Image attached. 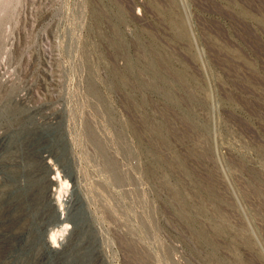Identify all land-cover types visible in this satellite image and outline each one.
I'll use <instances>...</instances> for the list:
<instances>
[{
  "label": "rangeland",
  "instance_id": "1",
  "mask_svg": "<svg viewBox=\"0 0 264 264\" xmlns=\"http://www.w3.org/2000/svg\"><path fill=\"white\" fill-rule=\"evenodd\" d=\"M0 152V264H264V0H0Z\"/></svg>",
  "mask_w": 264,
  "mask_h": 264
},
{
  "label": "bare ground",
  "instance_id": "2",
  "mask_svg": "<svg viewBox=\"0 0 264 264\" xmlns=\"http://www.w3.org/2000/svg\"><path fill=\"white\" fill-rule=\"evenodd\" d=\"M1 154H3L2 152H0V157L1 156H3V155H1ZM12 153H10V154H8L7 156L5 155V156H3V157H6V159L10 162L9 164L8 163H6V164H8L10 167H14V164L13 163H11L12 161H13V157H12V155H11ZM16 156V155H15ZM2 157V158H3ZM5 159V158H4ZM16 160V159H15ZM7 162V161H6ZM24 162V161H23ZM3 163H5V162H3ZM18 163V162H17ZM28 165V164H27ZM25 167V166H24ZM1 169H0V198H1V196H3L4 194H7V193H4L5 192V188L4 189H2V187L3 186H5V185H7V178H6V176H4L2 173H4L3 171V169H2V167H0ZM7 168V167H6ZM1 170H3V171H1ZM10 171V170H9ZM11 172H14V171H12L11 170ZM9 174H11V173H9ZM15 174V173H14ZM30 174V173H29ZM20 175V174H19ZM14 176H16V175H14ZM59 179V178H58ZM68 185H70V184H68V182L67 181H65V180H61V177H60V179H59V181L57 182V187L54 189L55 191L54 192H52L51 193V195L53 196V200H54V205L55 206H58V207H61V197H62V195L64 196L65 195V191H66V193H67V188H68ZM6 187V186H5ZM70 187V186H69ZM20 189L21 188H16V190H17V193H20ZM43 189V188H42ZM69 189V188H68ZM7 190H9V189H7ZM6 190V191H7ZM12 192V191H11ZM15 192V191H14ZM25 193V192H24ZM29 193V192H28ZM24 196V195H23ZM23 196H21L20 198H19V202H20V211L19 212H23V216H24V220L25 221H27V220H30V219H28L27 218V207L25 208V204L23 205ZM26 196V195H25ZM15 197V196H14ZM6 198V197H5ZM5 198H3V199H5ZM10 198V197H9ZM17 198V197H16ZM12 199H14V198H12ZM18 199V198H17ZM16 199V200H17ZM63 200V199H62ZM2 201V200H1ZM0 201V202H1ZM16 202H18V200L16 201ZM4 203V202H3ZM13 203V202H12ZM1 205H3V204H1ZM0 205V206H1ZM13 205V204H12ZM11 207V206H10ZM1 208V207H0ZM3 208H6V207H3ZM3 208H2V210H3ZM13 208V207H12ZM11 208V209H12ZM10 209V208H9ZM62 209V208H61ZM5 210V209H4ZM6 210H8V209H6ZM5 210V211H6ZM14 210V209H13ZM12 210V211H13ZM30 210V209H29ZM1 211V210H0ZM11 211V212H12ZM4 211H2V213H3ZM24 212H26V214L24 213ZM20 213V214H21ZM14 214V213H13ZM19 214V213H18ZM3 214H1V216H2ZM16 215V214H15ZM14 215V216H15ZM8 216H9V213H8ZM21 216V215H20ZM64 214H63V212H62V214H61V217H60V220L54 225V227L53 228H51V232H50V243H51V245L52 246H54V245H56V242H57V239L60 237V236H62V233H63V223H64ZM12 217V216H11ZM16 217V216H15ZM1 218V217H0ZM14 219V218H13ZM0 220H2V219H0ZM13 221V220H12ZM20 221V220H19ZM25 221H24V223H25ZM14 222H16V221H14ZM13 222V223H14ZM18 222V221H17ZM29 222V221H28ZM28 222L27 223H25V224H27L28 225ZM8 223H11V222H8ZM30 223V222H29ZM7 225H9V224H2V223H0V231H2V228L4 229V227L3 226H7ZM13 225V224H12ZM16 225V224H15ZM21 225V224H20ZM11 226V225H10ZM26 226V225H25ZM13 227V226H12ZM15 227V226H14ZM13 227V228H14ZM57 227V228H56ZM22 228H24V227H22ZM6 229V228H5ZM20 229V228H19ZM9 230H10V228H9ZM10 238V237H9ZM12 239V238H11ZM23 240V239H22ZM6 241V240H5ZM9 240H7V242H8ZM26 242V241H25ZM0 243H2V242H0ZM13 243V242H12ZM11 243V244H12ZM5 244V243H4ZM15 245V244H14ZM3 246V245H2ZM9 246V245H8ZM10 247H12L11 245H10ZM6 249V248H5ZM7 250V249H6ZM13 250V249H12ZM9 251L10 253H8L9 255H5L6 257L4 258V260H3V262H2V264H31L32 262H31V260H30V256L32 255H30L29 256V258L27 257H23V256H21V254H20V252H17L16 250L15 251ZM2 251V250H1ZM22 253V252H21ZM36 256V255H35ZM4 257V256H3ZM33 256H31V258H32ZM33 260H34V258H33ZM34 262H36V259L34 260Z\"/></svg>",
  "mask_w": 264,
  "mask_h": 264
},
{
  "label": "trees",
  "instance_id": "3",
  "mask_svg": "<svg viewBox=\"0 0 264 264\" xmlns=\"http://www.w3.org/2000/svg\"><path fill=\"white\" fill-rule=\"evenodd\" d=\"M81 246H82L81 243H77L74 247L68 245L65 248H61L57 250V253L60 254L66 260L67 264H71L73 261V258H77L76 254L77 255L80 254L78 252Z\"/></svg>",
  "mask_w": 264,
  "mask_h": 264
},
{
  "label": "built area",
  "instance_id": "4",
  "mask_svg": "<svg viewBox=\"0 0 264 264\" xmlns=\"http://www.w3.org/2000/svg\"><path fill=\"white\" fill-rule=\"evenodd\" d=\"M57 246V245H56ZM56 246H54V247H56Z\"/></svg>",
  "mask_w": 264,
  "mask_h": 264
}]
</instances>
